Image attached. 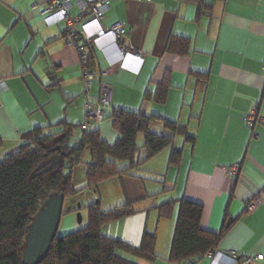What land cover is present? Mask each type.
Returning <instances> with one entry per match:
<instances>
[{
	"label": "crops",
	"instance_id": "0c3cea01",
	"mask_svg": "<svg viewBox=\"0 0 264 264\" xmlns=\"http://www.w3.org/2000/svg\"><path fill=\"white\" fill-rule=\"evenodd\" d=\"M71 1L70 13L78 15V3L86 0ZM50 5L51 0H0V83L7 86L0 93L4 155L30 143L36 129L56 136L79 131V138L98 132L113 146L121 137L113 113L141 114L151 118V133L174 137V144L150 157L144 135L138 137L137 167L112 177L125 201L101 209L130 204L134 213L115 220L124 227L120 234H101L137 248L145 233L157 238L148 228L150 212L157 211L158 225L171 218L164 226L172 225L173 239L186 200L203 207V229L219 234L232 223L218 251L264 254V0H110L102 26L122 24L127 33L121 43L110 34L97 39L90 51L96 74L89 90L78 51L68 44L57 10L47 11ZM78 28L83 46L85 34H95L100 25L89 11ZM104 72L111 74L103 77ZM102 84L112 89L111 108L101 122H88L85 106L99 104ZM165 86L160 103L156 97ZM253 111L256 121L250 127L245 118ZM167 124L186 128L193 140L174 136ZM173 149L182 155L170 165ZM235 165L240 172L232 178L227 169ZM117 167L126 171L130 163L117 162ZM257 196L261 205L245 213ZM144 200L151 210H136ZM165 205L172 212L160 216ZM157 245L158 238L159 258Z\"/></svg>",
	"mask_w": 264,
	"mask_h": 264
},
{
	"label": "trees",
	"instance_id": "16d2710c",
	"mask_svg": "<svg viewBox=\"0 0 264 264\" xmlns=\"http://www.w3.org/2000/svg\"><path fill=\"white\" fill-rule=\"evenodd\" d=\"M168 87L160 88L157 101L164 103ZM114 128L120 133L119 141L110 146L102 141L98 132H85L72 142V133L55 146L46 145L56 136L36 129L32 141L6 154L0 162V264H24L28 230L44 202L51 194H63L65 198H76L82 191L73 187V168L84 158L87 151L93 161L86 168V190L95 192L103 181L112 177H123L131 168H136L135 157L140 150L139 135H144L145 148L153 157L168 147H173L174 137L159 136L149 130L151 118L126 111L114 112ZM166 127L176 135H185L186 141L193 138L186 128L169 125ZM182 151L174 150L170 165L179 162ZM72 161H76L72 166ZM117 162H129L130 168L119 171ZM139 166V165H138ZM70 172L68 174L67 172ZM98 197V196H97ZM159 208L160 216L171 214V205ZM70 211L75 208L71 205ZM134 213L130 204L117 209L102 211L100 202L94 199L88 205V226L76 233L56 237L46 258L40 264H137L120 256L125 253L139 259L154 262L156 235L145 233L139 247L121 240L105 237L101 227L106 223L131 216ZM203 207L182 200L177 216L175 232L171 244L170 261L181 264L185 260L202 261L203 255L217 249L231 222L219 234L201 227Z\"/></svg>",
	"mask_w": 264,
	"mask_h": 264
},
{
	"label": "built area",
	"instance_id": "2783aa9c",
	"mask_svg": "<svg viewBox=\"0 0 264 264\" xmlns=\"http://www.w3.org/2000/svg\"><path fill=\"white\" fill-rule=\"evenodd\" d=\"M52 5L47 7V11H51L54 8L60 15L61 19L66 25V40L70 46H74L79 55L80 63L82 65V74L85 79L86 87L89 90L92 86V80L95 77L94 69L89 65L91 58V49L95 46L97 39L104 37L107 34L115 37L116 41L121 43L125 37L127 30L122 24H116L109 28L102 26V22L106 18V13L110 8V0H86L80 1L78 7L80 13L78 15H72L70 13L73 7L71 0H51ZM89 11L91 12L92 19H94L100 28L95 34H85V43L83 46L79 43L82 35L78 26L88 17ZM111 73L104 72L102 76H109ZM7 88L5 83H0V93ZM112 102V89L109 84L101 85V97L98 105L88 102L85 106V116L88 122L98 123L104 118V110L111 108ZM1 105V102H0ZM246 123L252 127L256 121V112H251L246 118ZM1 143V137H0ZM76 161H72V166ZM240 172V166L235 165L227 169V173L232 178H237ZM261 205L260 196L255 197L251 202L247 203L244 207L245 213H254ZM264 261V254L259 253L252 256L240 255L234 253L229 256L223 254L217 249H211L206 252L202 261H196L194 259L185 260L186 264H258Z\"/></svg>",
	"mask_w": 264,
	"mask_h": 264
},
{
	"label": "rangeland",
	"instance_id": "374dc122",
	"mask_svg": "<svg viewBox=\"0 0 264 264\" xmlns=\"http://www.w3.org/2000/svg\"><path fill=\"white\" fill-rule=\"evenodd\" d=\"M79 135H80V132L76 131V133L72 135V142H74L73 139L76 140L77 138H79ZM3 151L4 150L0 148V162H2V160L6 156L4 155ZM90 159H92V155L90 154L89 151H87L82 161L73 168V171H74L72 172L73 173V183H72L73 187L76 191H82V193L76 196V198L68 197L65 199L63 215L61 218L57 237H64L69 234L79 232L88 226V221H89L88 205H90L94 199L97 202L99 200V195H97L93 191L88 192L89 190L88 191L86 190L87 181H86L85 173H86L87 164L90 163ZM67 173L70 174L69 171ZM115 178L114 179L112 178L111 181L106 182L103 185L101 184L98 187V192L101 197L100 205H101L102 210L107 208V206L112 204V202H114V204L115 203L122 204L125 201L124 200L125 198L123 197V194L121 193V186L117 184L119 183V180ZM115 183L117 186L114 185ZM119 202H122V203H119ZM71 205L75 208L72 212L69 211V208ZM148 208L149 210H151L146 200L139 202L135 206L136 210H140V209L147 210ZM158 220H159V217H158L157 211L156 212L153 211V213L150 212L148 228H150L151 230L150 232L157 233V238H158L157 251L159 253L158 260L154 262H150V261L139 259L137 257H134L129 254H125V253H120V256L132 262H135L137 264H175V263H172L169 259L170 258L169 248H170V244H172L171 240L173 241L172 225L168 224L164 226L165 223H170L171 218H166V219L161 220L159 225H158ZM114 222L116 221L113 220L103 225L101 227V233L103 235L120 234V232L123 230L124 227ZM157 226H158V231H155L157 229ZM181 264H186V263L183 262ZM202 264H206V263L202 262Z\"/></svg>",
	"mask_w": 264,
	"mask_h": 264
},
{
	"label": "water",
	"instance_id": "95a60500",
	"mask_svg": "<svg viewBox=\"0 0 264 264\" xmlns=\"http://www.w3.org/2000/svg\"><path fill=\"white\" fill-rule=\"evenodd\" d=\"M65 136L66 134H61L54 137L46 147L55 146ZM65 199L63 194L54 193L42 205L28 230L23 253L24 264H40L48 255L51 245L57 237Z\"/></svg>",
	"mask_w": 264,
	"mask_h": 264
}]
</instances>
